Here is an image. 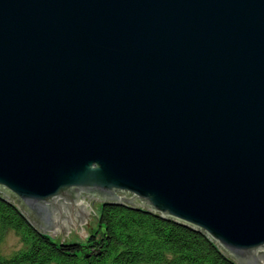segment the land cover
Returning a JSON list of instances; mask_svg holds the SVG:
<instances>
[{"label":"water","instance_id":"water-1","mask_svg":"<svg viewBox=\"0 0 264 264\" xmlns=\"http://www.w3.org/2000/svg\"><path fill=\"white\" fill-rule=\"evenodd\" d=\"M81 197L264 264V0H0V201L64 240Z\"/></svg>","mask_w":264,"mask_h":264},{"label":"trees","instance_id":"trees-1","mask_svg":"<svg viewBox=\"0 0 264 264\" xmlns=\"http://www.w3.org/2000/svg\"><path fill=\"white\" fill-rule=\"evenodd\" d=\"M95 222L84 242L40 237L19 208L0 201V230L12 228L25 242L9 255L0 252V264H232L206 235L146 209L100 203Z\"/></svg>","mask_w":264,"mask_h":264},{"label":"rangeland","instance_id":"rangeland-1","mask_svg":"<svg viewBox=\"0 0 264 264\" xmlns=\"http://www.w3.org/2000/svg\"><path fill=\"white\" fill-rule=\"evenodd\" d=\"M81 201H84L87 204L90 225L79 223V231H67L64 240L74 239L76 241L78 240L84 242V240L88 236V233L92 230L95 231L96 229L95 219L98 216L99 206L101 202L84 197H81ZM38 231L40 230L38 229ZM50 237L63 241L62 234L50 235ZM24 246L25 242L21 240V236L18 232H16V230L12 228L0 230V252L2 254L9 255Z\"/></svg>","mask_w":264,"mask_h":264}]
</instances>
